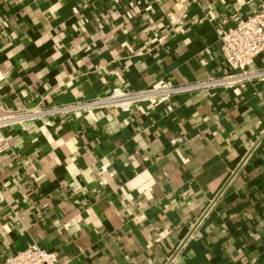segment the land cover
<instances>
[{
  "label": "crops",
  "instance_id": "obj_1",
  "mask_svg": "<svg viewBox=\"0 0 264 264\" xmlns=\"http://www.w3.org/2000/svg\"><path fill=\"white\" fill-rule=\"evenodd\" d=\"M262 2L0 0V116L222 74L218 28ZM5 140L0 264L31 243L58 264H264V79L29 120Z\"/></svg>",
  "mask_w": 264,
  "mask_h": 264
},
{
  "label": "built area",
  "instance_id": "obj_2",
  "mask_svg": "<svg viewBox=\"0 0 264 264\" xmlns=\"http://www.w3.org/2000/svg\"><path fill=\"white\" fill-rule=\"evenodd\" d=\"M218 47L228 66L222 74L207 76L194 81L152 85L140 89L127 90L120 86H114L108 93L97 94L88 99H78L68 103L42 104L23 110H11L0 116V129L29 120H42L96 109H116L129 112L141 102L195 91H210L234 84L245 86L247 81L264 79V68L251 69L255 58L264 54V2L248 16L239 17L234 26L218 28ZM8 146L7 140L0 144V162ZM255 147L253 142L252 146L246 150L239 165L244 164L250 158ZM222 192L223 190L217 197ZM195 228L196 226L189 231L180 247L184 246L185 242L192 236ZM180 247H178V251L181 249ZM174 257L173 253L170 254L165 264H172ZM57 260L56 252L37 243H31L23 250L5 256L3 264H58Z\"/></svg>",
  "mask_w": 264,
  "mask_h": 264
}]
</instances>
